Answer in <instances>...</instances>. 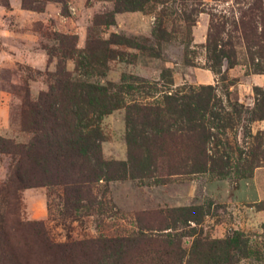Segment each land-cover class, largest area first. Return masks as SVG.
Returning <instances> with one entry per match:
<instances>
[{
	"label": "rangeland",
	"instance_id": "obj_1",
	"mask_svg": "<svg viewBox=\"0 0 264 264\" xmlns=\"http://www.w3.org/2000/svg\"><path fill=\"white\" fill-rule=\"evenodd\" d=\"M6 2L0 4V189L16 159L11 145L31 139L21 127V113L28 114L23 103L46 90L55 57L69 47L66 40L62 46L61 35L73 36L78 52L88 40L107 50L103 67L91 76L78 75L74 57L65 56L63 64L74 80L116 91L124 105L149 106L169 93L210 87L225 108L249 110L256 92L257 98L264 94V0H154L141 10L114 14L112 25H94L93 19L110 12L113 0ZM213 24L223 30L215 34ZM210 32L216 50L227 56L216 67L205 48ZM126 85L129 95L117 90ZM133 118L135 131L147 130L140 114ZM245 118L226 131L235 168L256 132L264 153V120ZM100 131L102 160L123 163V179L83 184L73 175L75 182L68 183L63 176L55 180L51 169L24 167L28 185L17 191L24 226L15 234L22 257L36 234L65 264L71 258L87 264L90 241L102 238L136 242L108 264H217L222 253L216 243L236 231L248 255L233 264H264V164L224 177L190 171L192 155L182 138L152 158V145L147 153L127 145L123 107L102 117Z\"/></svg>",
	"mask_w": 264,
	"mask_h": 264
},
{
	"label": "trees",
	"instance_id": "obj_2",
	"mask_svg": "<svg viewBox=\"0 0 264 264\" xmlns=\"http://www.w3.org/2000/svg\"><path fill=\"white\" fill-rule=\"evenodd\" d=\"M150 1L154 0H113L112 10L94 17L93 24L112 25L114 14L141 10ZM0 4L7 6L6 0H0ZM210 29L215 34L223 30L217 24H213ZM59 40L62 46H65L62 40H66L69 47L65 54L54 56L56 65L48 75L46 90L38 93L33 103H23L28 114L21 113V127L31 134V139L26 145H11L9 152L16 159L6 184L0 189V203L4 207L2 212L0 210V264H20V261H23L22 264H65L54 247L36 234L33 240L25 244V252L28 253L24 257L20 254L22 248L15 240V234L24 226L18 220L20 203L17 196V191L28 185L24 167L36 164L43 171L51 169L55 173V180L59 179L57 176H63L68 179V183L75 182L71 181L73 175H77L78 181L83 184L123 179L124 164L102 160L100 151V121L114 109H125L128 128L126 143L130 149L136 147L147 153L148 147L152 145V158L156 152L162 154L167 145H175L176 140L182 138L186 152L192 155L190 164H187L190 171H206L224 177L231 170L242 175L250 167L264 164L260 132L251 137L252 145L242 152L244 158L237 156V161L243 162L238 165L239 169L231 167L235 160L232 159V148L226 138V131H231L239 124L242 114L247 123L264 120V94L257 98L256 92L254 105L249 110H242L237 104L225 108L210 87L169 93L149 106L140 107L135 103L124 105L116 91L110 92L107 87L74 80L63 64L65 56L69 59L74 57L76 70L81 69L78 75L91 76L96 67H103V61L108 58L103 53L107 50L88 40L84 50L78 52L72 43L73 36L61 35ZM205 48L213 55V67L218 64V58L227 57L222 50H216L211 32L207 36ZM47 55H51V52H47ZM123 87L117 90L121 89V93L129 95L130 86ZM137 114H140V124L147 128L146 131H135L136 119L133 117ZM148 130H152V137ZM166 165L169 169V162ZM32 181L36 184V180ZM172 211L183 212L181 209ZM139 237L143 239L142 234ZM90 242L92 245L84 255L87 264H108L110 258L120 259L124 252L122 249L136 243L127 238H102ZM216 245L220 246L222 253L217 264H233L248 255L243 235L236 231ZM70 261V264H74L78 259L73 262L71 258Z\"/></svg>",
	"mask_w": 264,
	"mask_h": 264
}]
</instances>
